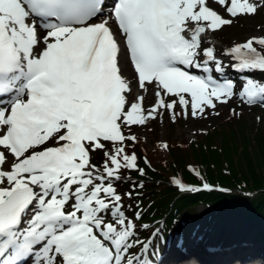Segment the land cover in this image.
<instances>
[{
    "label": "snow or ice",
    "instance_id": "obj_1",
    "mask_svg": "<svg viewBox=\"0 0 264 264\" xmlns=\"http://www.w3.org/2000/svg\"><path fill=\"white\" fill-rule=\"evenodd\" d=\"M211 2L223 12L209 0H112L107 14L105 0H0V264H154L139 233L155 169L133 129L207 120L233 99L264 106V35L223 50L245 74L239 90L207 44L264 3Z\"/></svg>",
    "mask_w": 264,
    "mask_h": 264
},
{
    "label": "trees",
    "instance_id": "obj_2",
    "mask_svg": "<svg viewBox=\"0 0 264 264\" xmlns=\"http://www.w3.org/2000/svg\"><path fill=\"white\" fill-rule=\"evenodd\" d=\"M256 75L259 78L257 73ZM243 117L241 115L237 120L242 127L246 121ZM240 131L241 136H238L239 133L231 125L228 135L218 137L217 132H211L204 137L205 143L195 145L197 141L191 142L196 148L197 161H201L202 166L193 169L201 175L196 176L192 169L181 167L175 174L182 175L185 183L200 188V191L179 190L176 185L170 184L171 180L164 179L167 176L155 165V170L149 171L140 202L141 210L147 212L144 223L149 224V228L146 231L141 229L139 236L145 242L151 240L158 258H169L172 261L182 256L187 243L194 238L199 239L198 248L201 249L217 236H227L230 232L226 229L228 223L238 224L239 228L247 225L250 230L249 239L253 244L263 241L264 134H256L258 130L250 134L244 128ZM218 140L222 143L221 149L213 147ZM253 141L257 145L256 150L251 152ZM181 147L172 144L169 154L182 159ZM142 149L144 148L140 145L137 152L140 153ZM209 155L211 160H208ZM94 156V162H97L100 154L96 153ZM204 164L208 165L203 167ZM130 175L133 180L138 179L135 173ZM163 181L166 182L165 185L160 183ZM203 183H208L210 189H203ZM124 186L126 190L131 186L130 182L126 180ZM200 205L204 207L201 213L198 211ZM225 236L222 238L224 242ZM171 237L175 238L174 243H166Z\"/></svg>",
    "mask_w": 264,
    "mask_h": 264
},
{
    "label": "rangeland",
    "instance_id": "obj_3",
    "mask_svg": "<svg viewBox=\"0 0 264 264\" xmlns=\"http://www.w3.org/2000/svg\"><path fill=\"white\" fill-rule=\"evenodd\" d=\"M261 2L264 3V1ZM209 3L210 6L217 8L220 12H223V9L220 8L218 4L212 3L211 0H209ZM260 35H264V9H261L259 14L254 16H240L239 18L235 19L230 26H225L222 31H218L213 35H211L210 36L211 38L208 39L207 41L208 45H214L215 47L221 48L222 52L219 53L218 56H220L221 59H224L226 65L225 74H224L225 78L234 80L236 83L237 90H239L242 87V83H243L241 79L242 75H240L241 73L237 72L236 70L227 67L228 60L222 56L223 50L234 43L243 42L251 36H260ZM127 72H130L132 75V71L130 67L125 72V75L130 76L129 75L130 73ZM257 74L260 76L259 73ZM151 102H152V97H149L147 103H151ZM233 107H235L238 112H242V115H244L243 120L245 118L246 121L243 127L237 123L238 120L237 117L231 116L229 109ZM218 110L221 113L220 116H210L207 120H201L199 122L192 120L185 122L181 120L178 124H172L167 119V117H165L163 123L154 122L151 125L152 128L151 132L147 131V129H133L141 136V146L142 148L147 150L146 154L152 160V164L155 165L158 169H160L164 173L165 177L167 176V178L164 179L168 181L171 180L172 177H176L183 181L182 175L175 174L180 170V167L189 168L188 165L191 164L194 169L201 168L202 167L200 166L201 161H197L196 148L193 145H191V142L197 141L195 142V145H198L199 143L203 144L205 143L204 137L210 135L211 132L214 133L217 132V136L222 137L224 135H228V133L230 132V126L232 125L236 129L237 134L239 133L238 136H241V131H240L241 128H244V130L247 131L248 133L250 132V134L257 130L258 131L256 134L261 132L264 134V106L257 104L252 107H248L246 105L241 107L239 101L237 99H233L227 105H218ZM257 117H261V119L257 120ZM145 136L147 137V140L144 139ZM159 140H166L170 143V145L173 144L174 146L175 145L182 146L181 147V151L183 155L182 159H179L175 155L169 154V152L162 154L154 152L153 151L154 142ZM256 145L257 142L253 141L252 147L250 148L251 152H254L256 150L255 148ZM213 147H217L218 149H221L222 143L220 142V140L214 142ZM209 158H211V155L208 156V160H211ZM208 164H211V162ZM208 164H204L203 167L207 166ZM174 169H176V171ZM160 183L165 185L166 182L163 181ZM198 209H199L198 211L201 213L204 210V207L200 205ZM157 227L158 226H156V228ZM157 233H159V230H157ZM232 236H233V232L230 231L227 239L229 242L226 243L227 248L225 247L222 248V245L220 244L217 245L213 243L215 242V239L214 240L212 239L211 241H208V243L204 245L205 248L204 252H206L210 248V252L212 255H224L227 253L232 254L231 248L229 249V247L232 244H235V242L233 241L235 240V238H233L234 236L233 237ZM247 240L248 239H245V241ZM174 241L175 238L171 237L168 239L166 243L172 244L174 243ZM198 242H199L198 238L189 240V242L187 243L188 247L186 250L187 256L185 257L184 260L191 258L190 261L194 260V262L198 264L195 261L197 257L194 255V253H191V251L195 252V248H197ZM147 243L151 244L150 241L149 242L147 241ZM263 244L264 242L253 244L255 246L254 249L264 251ZM236 248L242 250L248 249V248H243L242 245L241 247L237 245ZM149 251L152 254V260L154 264H163V261L164 262L169 261V258L163 261H157L156 260L158 258L157 253L155 254L152 247L149 249ZM236 252L237 254H234V256L228 255L229 257L232 258V262L230 264L234 263V260H236L235 262H239L240 258L242 257L240 256L241 254L239 255V251ZM202 254H200L199 256H201ZM212 255L210 256L213 257ZM255 259L252 261H257ZM259 264H262L261 261L259 262Z\"/></svg>",
    "mask_w": 264,
    "mask_h": 264
},
{
    "label": "bare ground",
    "instance_id": "obj_4",
    "mask_svg": "<svg viewBox=\"0 0 264 264\" xmlns=\"http://www.w3.org/2000/svg\"><path fill=\"white\" fill-rule=\"evenodd\" d=\"M210 38L211 37H209L208 39H210ZM216 50H217V53H221L222 52L221 48L216 47ZM127 73H130V72H127ZM129 75L131 76V73ZM226 229L230 230L231 232H233V236L234 237L233 236L232 237L235 238V240H233L235 242V244H232L229 247V249L231 248V250H232V254H228L227 253V254H224L225 256L224 255H212L211 252H210V248H209L206 252H204L201 256H199L198 254H196L193 251H191V253H194V255L197 257L195 259V261L197 260L196 262L198 264H230L232 262V258L229 257L228 255H233L234 256V254H237L236 251H239V255L241 254L240 256H242V257L240 259L245 260L246 262L252 261V260H254L256 258L255 260H257V261H254L253 264H257V263L259 264L260 261H261L262 264H264V251L263 250L254 249L255 246L253 245V242L249 239L250 230H249V227L247 225H244L242 228H239L238 224L231 225V224L228 223L226 225ZM228 235L225 236L224 234L223 235L221 234L220 237L217 236L216 239H215L216 240L215 244H217V245L218 244H224L225 242L222 240V238L225 236V239L226 238L228 239ZM245 239H248V240L245 241ZM263 241H264V239H263ZM148 242H149V240H148ZM236 244L239 247H241V245H242L243 248H248V249H246V250L238 249V248H236L237 247ZM216 253H218V252H216ZM218 254H220V253H218ZM210 255H212L213 257H211ZM185 256H187V255L185 254ZM190 259L191 258H189L187 260H182L181 264H196L194 262V260L190 261Z\"/></svg>",
    "mask_w": 264,
    "mask_h": 264
}]
</instances>
